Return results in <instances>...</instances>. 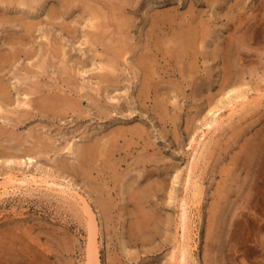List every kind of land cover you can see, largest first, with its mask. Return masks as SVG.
Instances as JSON below:
<instances>
[{
  "label": "rangeland",
  "instance_id": "1",
  "mask_svg": "<svg viewBox=\"0 0 264 264\" xmlns=\"http://www.w3.org/2000/svg\"><path fill=\"white\" fill-rule=\"evenodd\" d=\"M181 31L195 38L185 51ZM0 56L11 100L0 99V264L9 246L52 255L38 264H86L81 199L100 264H173L202 140L189 264H264V0H0ZM57 94L78 109L47 110L41 101ZM131 127L143 136L127 131L79 163L77 147ZM149 184L142 210L159 223L139 245L128 238L138 207L128 192Z\"/></svg>",
  "mask_w": 264,
  "mask_h": 264
},
{
  "label": "bare ground",
  "instance_id": "2",
  "mask_svg": "<svg viewBox=\"0 0 264 264\" xmlns=\"http://www.w3.org/2000/svg\"><path fill=\"white\" fill-rule=\"evenodd\" d=\"M96 23H94V24H96ZM193 36H192V32H190V31H188V32L181 31L179 33V38H177V40L179 41L178 43L181 44L180 46H182L183 51H185L186 50L185 48H188L192 43L195 42V38ZM184 40L187 41V43H184ZM126 53H127V50L124 47H122V49H120L116 53L115 58H117V59L124 58ZM6 60H7L6 57L0 56V72L2 70H4V63L6 62ZM145 60H146L145 56L142 57V59L140 60V63L142 65V68L144 71H146L147 67H148L147 62ZM114 64H115V62L112 64H109L107 66L101 65V67H99V68H100V70H104L105 67H108V68H111V72H112V70L115 66ZM101 74H103V73H99L98 75L102 76ZM1 75H2V73H1ZM1 75H0V97H1L0 99L5 104L9 105L11 103L10 90H9L10 87L8 88V86L4 82H2L4 79ZM24 91H25V94H27V95H32V94L36 93V89L33 87H30L29 89H26ZM141 93H143V91ZM66 97H68V96H63V95L60 96L57 94L56 96L51 97V98H47V97L43 98L41 103L43 106H45V108L47 110H50V109L56 110L57 107H65L66 110L67 109H74L75 105H74L73 101L68 100ZM79 100H78V102H79ZM26 103H27V101H26ZM77 105H80V104H77ZM76 108H77V106H76ZM64 109L62 108L63 112L66 111ZM0 110H2L1 104H0ZM63 114H65V113H63ZM25 115H27V112ZM216 125H218V121H214V126H216ZM212 127L213 126H210V129ZM127 131L130 132L132 136H136L139 139L144 134V130L142 128H140V127H138V128L133 127L132 128L131 127L127 130L122 129L121 131H118L117 134H113L111 137L108 138V140L105 142V144L103 146H100L99 141L89 143L88 145L79 146V147H77L78 148L77 149V159H78L79 163L80 164L83 163V160L86 162H89V161L91 162L92 160H97L99 156L106 155L107 152L112 151V149L114 148L115 142L119 141L121 138H124V139L126 138L125 136H126ZM107 143H108V145H107ZM127 144L129 146L131 144V142L129 141ZM199 146H202L201 150L200 151L196 150V152L193 156V159L189 165L188 176H187V179L185 181V188H186L187 193L184 195V197H182L180 204H179L180 216H179V221H178V228L182 230V234H181V240H178V243L175 247L176 252L173 255V257H174V263L173 264H189V260H190V258H192L191 249L193 246L192 245V241H193V225H192L193 219H192V216L190 214V208L192 207V205H195V206L198 205L199 195L202 192L201 187L199 186V184L194 179V174H195L194 169L196 168V164H197L198 160L201 159L200 158L202 155L201 151H203L204 147L206 146L204 140H202L200 142ZM68 149L71 150L70 147ZM83 165H84V163H83ZM175 179H177V177H175L174 180ZM25 181H26L25 179H17L15 177H8L7 178V183H16V182L22 183ZM45 183L47 185H49L48 180H45ZM54 185H56V184H54ZM156 185H157L156 186L157 189H163V187H164L163 180H160ZM4 187L8 188V185H5ZM66 189H69V188L68 187L63 188L64 191ZM153 189L154 188H153L152 184H149L146 186V188H144L142 190H137V189L132 188V190H130L128 192L129 199L132 200L136 206H138L136 208L137 210H135V215L131 218V222H130V225L128 228V238L131 241H133L135 244L145 245V244H147V242L151 241L152 236H150V234L153 232L154 229L157 228L158 223H159V218H156L155 213L149 212V211L146 212V211L142 210L144 205L143 206L141 205V204H143L142 202L145 201V199L149 196V193ZM81 200L83 203V207H84L85 211L88 213V217H89V223H88V227H87L88 233H87L86 264H100V251H99V245H98V240H97L98 231H99L98 224L96 222V218L94 216V213H93L92 209L90 208V206L88 205V203H86V201L84 199H81ZM37 253L40 255L43 254L45 256V258H47V259H50L52 257V255L46 251H42V250L40 251L39 250V251H37ZM38 254L32 252L30 246L22 249V251H20L19 253L14 254L12 247L9 246L5 249L4 264H38V258L40 256Z\"/></svg>",
  "mask_w": 264,
  "mask_h": 264
}]
</instances>
